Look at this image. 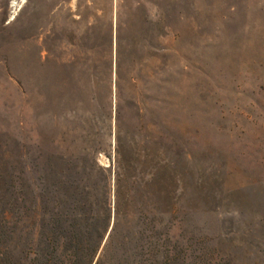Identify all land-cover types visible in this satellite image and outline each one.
<instances>
[{
  "label": "rangeland",
  "instance_id": "374dc122",
  "mask_svg": "<svg viewBox=\"0 0 264 264\" xmlns=\"http://www.w3.org/2000/svg\"><path fill=\"white\" fill-rule=\"evenodd\" d=\"M57 169L159 234L66 264H264V0H0V200Z\"/></svg>",
  "mask_w": 264,
  "mask_h": 264
},
{
  "label": "trees",
  "instance_id": "16d2710c",
  "mask_svg": "<svg viewBox=\"0 0 264 264\" xmlns=\"http://www.w3.org/2000/svg\"><path fill=\"white\" fill-rule=\"evenodd\" d=\"M73 174L78 170H51L48 175L55 180L42 184L39 193L33 189L28 203L11 197L0 200V264L92 262L97 256L99 261L109 249L126 251L129 240L136 242L133 256L155 259L158 232L140 227L128 236L124 231L136 189L123 188L122 173L116 171L114 187L110 179L106 183V174L105 185L82 183ZM141 206L137 225L148 219Z\"/></svg>",
  "mask_w": 264,
  "mask_h": 264
}]
</instances>
